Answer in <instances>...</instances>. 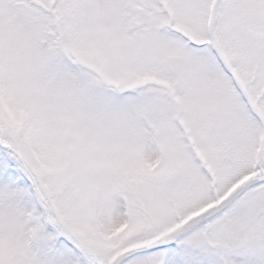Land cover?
<instances>
[{
	"label": "snow or ice",
	"instance_id": "snow-or-ice-1",
	"mask_svg": "<svg viewBox=\"0 0 264 264\" xmlns=\"http://www.w3.org/2000/svg\"><path fill=\"white\" fill-rule=\"evenodd\" d=\"M0 264H264V0H0Z\"/></svg>",
	"mask_w": 264,
	"mask_h": 264
}]
</instances>
